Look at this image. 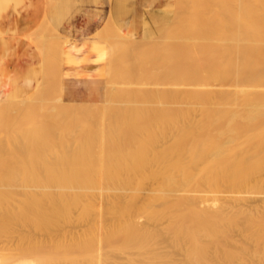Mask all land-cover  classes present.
<instances>
[{
	"label": "bare ground",
	"instance_id": "obj_1",
	"mask_svg": "<svg viewBox=\"0 0 264 264\" xmlns=\"http://www.w3.org/2000/svg\"><path fill=\"white\" fill-rule=\"evenodd\" d=\"M108 1L112 40L51 37L48 65L59 50L108 57L82 69L89 91L51 93L60 69L50 83L41 65L30 95L0 98V219L6 248L24 245L0 264L191 263L221 191L264 193V0H169L170 27L147 38L158 53ZM238 208L264 250V199Z\"/></svg>",
	"mask_w": 264,
	"mask_h": 264
},
{
	"label": "rangeland",
	"instance_id": "obj_2",
	"mask_svg": "<svg viewBox=\"0 0 264 264\" xmlns=\"http://www.w3.org/2000/svg\"><path fill=\"white\" fill-rule=\"evenodd\" d=\"M11 1L12 0H0V33H1V35L4 34L6 31V30H4V28H2L1 22H3L5 20V17L2 14H4V12H6V8L9 6ZM76 1L77 0H75V6L78 4L85 3V1L88 2V0H80V1L78 0L77 2ZM106 1H108V0H106ZM89 2L90 3L92 2L93 4H96V5L99 3L98 0H90ZM108 2H106V3L108 4ZM129 3L130 4L134 3L132 6V12L127 13L129 10H128V8L125 9L126 8L125 7L124 10H125L126 14L124 13V15H123V17H125V18L129 17L131 19V21H130L131 24H130L129 28L124 27L119 22V25L122 27V29L124 31H127V32H129V33H131V34H133L139 38L141 37V38H144L145 40H150L148 43H150L152 41L151 39H153V42L154 41L156 42V40H154L155 39L154 37L157 35V33L159 31L161 33L163 32L165 34L162 26L164 24L166 25L169 21L171 22V20H169V19H171L172 13L175 10L169 6V0H135V1L131 0V2L129 1ZM109 5H110V3L108 4V6ZM16 6H17V3L15 4V7ZM79 10L80 9L76 8L77 13ZM126 10H128V11H126ZM92 17H97L98 21H97L95 29H93L90 33H86L87 35L82 33V28H78V29L73 28L72 29L71 26H66V27H64V29L58 30V29L52 28L49 23H48L49 26L53 30L52 29L48 30L47 25L45 27V25L40 24V25H38L40 27L37 26L35 29H33L31 31V32H33L32 35H31V32L26 35L28 40L29 39H30V41L32 40V42H33L32 47H33V49L36 52V55L38 57V62L31 64L30 67H28L27 69L28 70L30 69L29 70V72H30L32 70L31 68L37 69L39 65H43L45 72L47 70L52 71L54 69L55 70L57 69L55 71V74L60 69L61 73L58 72L56 74V75L59 74L58 77L56 76L58 82L56 80H54L56 78L51 77V76H53V71H52V73L50 72L52 75H50V73L48 71L46 72V75L47 74L49 75V76L48 75L47 76L49 77L50 83H51V81L53 82V80L55 81L54 85L52 83L50 85V88L52 90L51 93L55 92L54 91L56 89L55 87H57V89L62 91L61 98H63L64 100H66V98L70 97V95L71 94L73 95L74 93L76 95V97L75 96L74 97H75V99H77L79 94H81V93L83 94V93L89 91V89L91 87L90 80L81 71L85 67H90V68L94 67V69H96V68L102 69L103 65H105L104 63L107 62L106 59L108 58L107 57L105 59V56H103L102 52H104V54H105L106 53L105 51H107L108 47H111L112 45L111 46L110 45L100 46L99 52H101V54H102L100 56H103V57H101L102 60L101 59L100 60H94V59H96L95 58V51L96 50H94L88 54H77V55H76V53H72L71 51H69V52L64 51L62 53L59 50L56 53L61 55L62 57L59 55L57 56L55 54L57 59L56 58H54V59H56L55 62L58 64L55 66L56 63L54 62L53 58H49V60H50L49 65L47 64V62H48L47 57L52 55V54H50V55H48V54H49V52H51V53L53 52V51H51L52 49H51L50 44L52 43L54 36H55V38H57L59 33H60L59 34L60 38L66 37V38H72V39H82V38H85L86 36H89L93 33H96L97 35L98 34L100 35L99 36L100 38H108L109 39L108 41H110V40H112V38L116 34L114 31L116 30V32H119L118 27L115 28V26H114L111 29L104 27L105 20H106V17H104V15H101L100 17H99V15H95V16L93 15ZM45 23H47V22L44 21V24ZM166 26L170 27L169 24H167ZM102 28L105 30H103ZM114 28H115V30H113ZM159 28H161V29H159ZM106 29L109 30L108 31L109 34L107 33ZM165 29H166V27L164 28V30ZM167 29L165 31L168 32L169 30H167ZM55 30L57 31V33ZM112 31H113V35H114L113 37L111 36ZM38 32H39V34L36 35ZM105 32L107 33L108 37L105 34ZM46 33H48V34H46ZM159 33H158V35H159ZM32 36H34L35 39H34V37H33V39H31L30 37H32ZM68 36H70V37H68ZM110 36L112 38H110ZM116 36H118V34H116ZM147 38H151V39H147ZM44 39H45V41H44ZM122 41H124V40L122 39ZM153 42H151L152 44H150V45L148 44L147 47H149L151 45H153L152 47H155L156 44H159L158 42H156V44H154ZM46 46H47V49L48 48L50 49L49 51L47 50L48 52H44V51H46ZM157 47L158 46H156L155 49L154 48H149V49H151V51H153L152 49L157 51V49H158ZM159 48H161V50H162V47L159 46ZM107 52H109V51H107ZM158 52H160V51L158 50L157 53ZM41 56H42V58H41ZM53 57H55V56L53 55ZM60 58L62 60H60ZM88 58H90V61H88L89 60ZM42 59H43V63L40 62ZM51 59L53 60V63L51 62ZM107 60H109V59H107ZM40 63H42V64H40ZM13 67H16V66H12L9 69V71H10L9 74L13 75L14 77H11L12 83L9 86V88L6 89V94L8 95V98L9 99H17V98L23 97L25 94L30 95L32 90H33V86L31 85L32 87L31 86L27 87L23 82L26 77L17 76V74H19L18 72H21V71L19 70V68H13ZM21 74H22V72H21ZM120 79L121 78H119L118 80H120ZM59 83H60V85H59ZM151 83L152 82H150V84H147L149 86L146 85V87L151 88L152 86H154ZM31 84H33V81H31ZM59 86H60V88H58ZM52 88L53 89L55 88V89L53 90ZM28 89H29V91H27ZM57 89H56V91H57ZM25 90L28 93H25ZM44 92H46V95H49V93H47V91L45 89V91H43V93H42L43 96L41 97V95H40V98H42V99H44V97H45ZM6 94H4V93L0 94V98L6 100ZM75 99H73V100H75ZM0 132H1L0 134L4 136V139H3L2 138L3 136L0 135V137L2 138V139L0 138L1 139L0 148H1V146H3V147L5 146L4 147L5 151H1L3 147L0 150L1 151L0 157H2V156H6L3 154L4 152L6 154V142H4L6 140L5 139L6 138V127H2V129H0ZM2 133H4V134H2ZM1 142H2V145H1ZM2 168L0 166L1 172L4 171V169L2 170ZM4 172L5 173H3V174L0 173V174H1V176L4 175L6 177V170ZM4 176H3V179L5 181L2 179V177H0V179H1L0 183H3V181H4L5 185H7L6 184V178ZM5 185L0 184V187H4ZM218 196H219L218 197L219 199H217V200H219L220 203L215 202L214 206L213 205L210 206L211 208L213 207L212 210L215 209L217 212L214 211L210 218H208V216L205 217L203 214L201 215V217H202L201 219H202V222H203L205 227H210V226L214 227L215 231H214L213 237H208L207 234L201 235L199 246L196 247V249H192L191 253H190L193 261L191 263H189L188 260L186 258H184L182 264H264V250H262L261 246L257 245V243L254 240H252L248 235H245V233L243 232L246 229V227L248 230L249 229L252 230V228L255 229L256 227L253 226L254 222L252 221V223H251V221H250V225H249L248 224L249 220L248 219L245 220L244 214H242L240 212V209L238 208L242 204L245 205L246 203L251 205V206L260 203L261 200L264 199V193H262L261 188L255 187V188H252L251 190L248 189L245 192H238L237 188L232 189V190H228V191L224 190V191H221L218 194ZM232 204L234 205V207H232ZM9 207H11L13 209H17V207H19V204L18 205L17 204L10 205ZM206 208H209V207H206ZM220 208H222L223 211ZM214 213H217V215H214ZM0 220H1L0 221V255L3 254L1 256H4V254H5L4 257H6L7 252L8 253L9 252L10 253H18L21 249H23L22 247L24 245L20 244L21 247H17V245H15V242L17 241L18 238L16 239V237H12L9 239V241H10V242L8 241L9 246L6 248V233H5L6 231L2 229L3 220L2 219H0ZM73 225L72 226L74 228H76L75 230L81 229V226H82V224L80 222L79 223L77 222V224H76V222H74ZM78 226H80V228ZM65 227H68V226L65 225ZM35 235L38 236L39 232L37 234L35 233ZM19 242L17 241L16 244L17 243L19 244ZM13 245H15V246H13ZM9 249H10V251H9ZM5 250H6V252H5ZM28 254L30 255V253H28ZM178 254L179 253L174 252V255L176 257L179 256Z\"/></svg>",
	"mask_w": 264,
	"mask_h": 264
},
{
	"label": "crops",
	"instance_id": "obj_3",
	"mask_svg": "<svg viewBox=\"0 0 264 264\" xmlns=\"http://www.w3.org/2000/svg\"><path fill=\"white\" fill-rule=\"evenodd\" d=\"M89 1L76 6L75 0L11 1L6 8V12L2 14L5 20L1 22L2 28L6 29V31L0 36V94H6V89L12 83L11 77L14 76L9 74V69L12 66H16L13 68H19L22 72V74L18 72L17 76L26 77L23 82L27 87L31 85L34 87L41 71V65L37 69L31 68L30 72V69H27L31 64L38 62V57L32 47V43L27 40L25 35L43 23L45 18V22L49 20L47 23L54 29L59 30L64 29L66 26H71L72 29L82 28V33L87 35L86 33H90L95 29L98 21L97 17H92L93 15H99V17L104 15L106 17L108 13L112 12L111 5L108 6L106 0H98L99 3L97 5ZM129 1L131 2V0H115L116 3L113 9L118 21L126 28H129L131 19L123 17L124 13L126 14L124 8H128L129 11H126L130 13L134 4H130ZM16 3L17 6L15 7ZM76 8L80 9L78 13ZM40 21L43 22L40 23ZM31 81H33V84H31ZM27 91L25 90V93ZM6 97H8L7 94Z\"/></svg>",
	"mask_w": 264,
	"mask_h": 264
}]
</instances>
